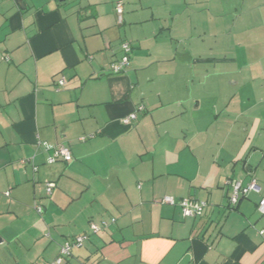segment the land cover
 I'll use <instances>...</instances> for the list:
<instances>
[{"label":"crops","instance_id":"0c3cea01","mask_svg":"<svg viewBox=\"0 0 264 264\" xmlns=\"http://www.w3.org/2000/svg\"><path fill=\"white\" fill-rule=\"evenodd\" d=\"M261 57L264 0H0V264H51L101 221L63 264H264V128L245 93H200L206 66ZM252 178L231 210L225 182ZM165 196L208 206L184 218Z\"/></svg>","mask_w":264,"mask_h":264},{"label":"built area","instance_id":"2783aa9c","mask_svg":"<svg viewBox=\"0 0 264 264\" xmlns=\"http://www.w3.org/2000/svg\"><path fill=\"white\" fill-rule=\"evenodd\" d=\"M123 2L119 1L116 3L115 11L117 14L118 21H121V15L123 11ZM120 49L122 51V56L119 60H116L111 64L110 72L114 75L124 74L129 67L130 64V52L131 47L129 43H122L120 45ZM65 84L63 78H60L56 81L57 87H62ZM143 111V107L139 106L135 109V113L133 112L129 116L123 119V123L125 125H130L131 122L136 120V112ZM84 139H82L83 141ZM37 151L50 152L49 156L46 159L48 164H54L56 162H65L68 163L72 160L71 152L67 147L64 146H52L45 142L37 141L36 142ZM24 164L25 161L22 160L20 162ZM36 170V167L33 168ZM225 185L229 187V194L227 197V201L230 207H235L241 199H244L248 193L250 192H258L259 189L254 180H251L246 185H242V182L239 180H227ZM56 187V184L53 182H48L45 184L44 192L46 196H50L52 194L53 189ZM161 203L168 204L171 206L178 205L181 209L182 216L184 218H194L199 217L203 214L204 210L207 208V203L203 201H197L194 199H181L175 200L171 196H165L162 198ZM34 210L38 213H42V207L40 205L35 204ZM256 211L259 215L264 216V197H262L258 205L256 206ZM108 223L105 221L100 222L99 224L91 222L89 224V234H96L101 229L108 227ZM89 234H82L80 236L75 237L72 241L66 242L64 245L60 247L59 256L55 259V261L51 264H63L64 259L70 256L71 250L73 248L80 247L84 241L88 239ZM262 234V232L260 233Z\"/></svg>","mask_w":264,"mask_h":264},{"label":"rangeland","instance_id":"374dc122","mask_svg":"<svg viewBox=\"0 0 264 264\" xmlns=\"http://www.w3.org/2000/svg\"><path fill=\"white\" fill-rule=\"evenodd\" d=\"M254 43L255 41L249 39L247 40V43L244 44L253 46ZM223 53L228 58L234 57L233 49L230 47L227 50L225 48ZM258 62L259 65H253V68L247 70L246 67H242V62L238 65L221 64L216 66H206V82L204 86L200 88V93L204 91L203 95H211L217 94L218 90H225L228 93H231V95L245 93L249 98V103L246 107L250 106L251 108L248 114L253 118L254 127L264 128V57H261ZM246 81L248 82L247 84L245 83ZM232 82H237L238 87L236 88ZM242 84L245 85L243 86L244 88H242ZM195 85L194 90L198 84L195 83ZM237 103L238 102L236 101L234 105L231 104L228 111L236 112L238 110Z\"/></svg>","mask_w":264,"mask_h":264},{"label":"trees","instance_id":"16d2710c","mask_svg":"<svg viewBox=\"0 0 264 264\" xmlns=\"http://www.w3.org/2000/svg\"><path fill=\"white\" fill-rule=\"evenodd\" d=\"M123 43H124V42H123ZM130 47H131V46H130ZM130 54H131V52H130ZM131 123H132V122H131ZM229 180H238V179H229ZM251 180H254V179L252 178ZM251 180H250V181H251ZM239 181H241V180H239ZM250 181H248L247 183H249ZM254 181H255V180H254ZM241 182H242V181H241ZM247 183H243V182H242V185H246ZM227 187H228V186H227ZM228 188H229V187H228ZM248 194H249V193H248ZM246 197H247V196H246ZM246 197H245V198H246ZM241 200H242V199H241ZM241 200H240V201H241ZM240 201H239V202H240ZM227 204H228V201H227ZM238 204H239V203H238ZM238 204H237V205H238ZM237 205H236V206H237ZM257 205H258V203H257ZM236 206H235V207H230L229 204H228V207H229L231 210H234V209L236 208ZM258 215H259V214H258ZM259 216H261V215H259ZM262 217H263V216H262ZM101 222H102V221H101ZM90 223H91V222H90ZM90 223H89V224H90ZM107 223L109 224V222H107ZM96 224H97V223H96ZM98 224H99V223H98ZM108 226H109V225H108ZM106 228H107V227H106ZM106 228L101 229V231H102V230H105ZM99 232H100V231H99ZM261 232H262V234H263V231H260L259 233H261ZM83 234H89V230H88L87 232H84ZM96 234H97V233H96ZM80 235H82V234H80ZM80 235H78V236H80ZM75 237H77V236H75ZM75 237H74V238H75ZM74 238H73V239H74ZM82 244H83V243H82ZM81 246H82V245H81ZM81 246H80V247H81ZM71 251H72V250H71ZM70 255H71V253H70ZM63 263H64V262H63Z\"/></svg>","mask_w":264,"mask_h":264}]
</instances>
